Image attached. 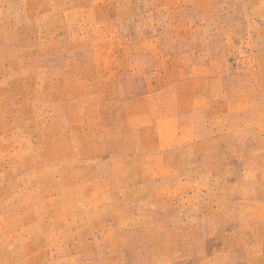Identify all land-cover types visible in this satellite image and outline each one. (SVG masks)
Here are the masks:
<instances>
[{
  "label": "rangeland",
  "instance_id": "obj_1",
  "mask_svg": "<svg viewBox=\"0 0 264 264\" xmlns=\"http://www.w3.org/2000/svg\"><path fill=\"white\" fill-rule=\"evenodd\" d=\"M0 264H264V0H0Z\"/></svg>",
  "mask_w": 264,
  "mask_h": 264
}]
</instances>
